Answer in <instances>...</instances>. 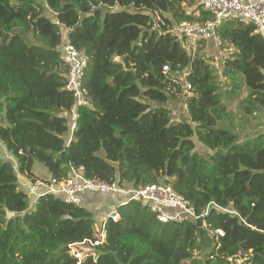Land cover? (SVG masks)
<instances>
[{
    "label": "trees",
    "instance_id": "16d2710c",
    "mask_svg": "<svg viewBox=\"0 0 264 264\" xmlns=\"http://www.w3.org/2000/svg\"><path fill=\"white\" fill-rule=\"evenodd\" d=\"M45 1L53 17L37 0H0V139L17 164L0 158V264H76L69 245L101 233L81 264H264V132L243 136L231 119L264 111L255 24L231 17L217 27L225 56L216 67L173 32L215 18L198 0ZM66 42L88 58L87 104L72 133ZM184 74L192 88L177 119L167 105L182 95ZM37 163L57 180L79 167L135 188L166 180L196 218L164 223L131 200L97 228L84 204L29 198L18 175L42 179Z\"/></svg>",
    "mask_w": 264,
    "mask_h": 264
},
{
    "label": "built area",
    "instance_id": "2783aa9c",
    "mask_svg": "<svg viewBox=\"0 0 264 264\" xmlns=\"http://www.w3.org/2000/svg\"><path fill=\"white\" fill-rule=\"evenodd\" d=\"M198 2L205 10L211 12L215 18L205 22L184 21L176 27L180 37L191 42L192 46L204 40L212 41L218 48L221 47L222 41L216 29L224 20L231 17L239 18L245 22H252L256 26V31L264 38V0H198ZM62 54L68 67L66 88L72 91L76 98V104L71 113L68 114L70 132L72 133L76 128L77 107L87 104L83 89V77L88 58L69 42L62 46ZM168 71L169 67L164 66V72L167 73ZM185 88L187 92H190L192 86L186 82ZM27 192L30 199H34L33 196L53 193L64 201L73 202L77 205H82L83 195L87 192L130 193L129 201L138 200L149 206L161 222H180L187 218H196L193 207L166 180L127 191L117 182L109 184L87 178L83 167L71 168V174L66 179H37ZM111 216L114 220H117L119 214L115 211ZM217 233L219 235L224 234L222 230H217ZM100 235L96 241L87 240L69 245V255L76 257V264H81L89 254L95 257L94 251H92L93 247L102 243L105 239V233ZM86 244H89L92 248L88 254L83 247Z\"/></svg>",
    "mask_w": 264,
    "mask_h": 264
},
{
    "label": "rangeland",
    "instance_id": "374dc122",
    "mask_svg": "<svg viewBox=\"0 0 264 264\" xmlns=\"http://www.w3.org/2000/svg\"><path fill=\"white\" fill-rule=\"evenodd\" d=\"M37 1L43 5L47 15H49L51 17L54 16L52 14V12L50 11V9L48 8L45 0H37ZM173 32L178 33L177 35L179 36L180 39L183 38V37H180L177 28H175V30H173ZM188 42L189 41L185 42L186 46L189 44ZM198 48L203 50V52H208L209 55L213 56L214 60H212V58L210 59V63L213 66H216V67L219 66L220 67L222 65V62H223L222 58L225 56V52L223 50L214 47L210 42H203V43L200 42V43L194 44L191 48H187V50H189L190 52H193ZM181 79L183 80V83H184V90L182 92V95H180V93H178V95H180L179 99L170 101L168 103L169 105H173V107L171 106V108H173V110L170 108L173 111V113L175 111H177V113L175 115H173L174 118H176V117L181 118L183 116L182 110L185 108L184 99H185L186 95H188V92L185 89V84L187 82V80L185 79V74L183 75V78H181ZM236 104H237L236 99L232 100V102L227 103V105L229 107L237 106ZM238 110H239L238 108L237 109L236 108L231 109V111H233V112H237ZM231 117H232L231 119L233 120L235 130L240 131V133L243 136L245 134L248 137V136H252V135L259 133V132H264V111L260 114V117L257 119L256 118L255 119L249 118V120L244 121V119H242V117H239V115H236V116L232 115ZM241 128H244V132L241 131ZM0 158H2L3 160H8V161L10 160L16 164L15 157L13 156L12 152L7 149V147L1 141V139H0ZM37 167H39V170L42 173H44L45 171L48 172L46 167L42 164L39 165V163H37ZM120 186L127 191L132 190V189H136L135 187H132L131 184H122ZM106 194H110V193H106ZM121 194H124L125 198L127 199L126 201H129L130 193H121ZM134 205L138 206V205H140V203L135 202ZM98 223H97V228H100V227H98L99 226ZM172 226L173 225H170V227H172ZM160 227H161V229H163L165 227V225H161ZM83 247H84V250L87 254L92 250V248L90 247L89 244L83 245Z\"/></svg>",
    "mask_w": 264,
    "mask_h": 264
},
{
    "label": "crops",
    "instance_id": "0c3cea01",
    "mask_svg": "<svg viewBox=\"0 0 264 264\" xmlns=\"http://www.w3.org/2000/svg\"><path fill=\"white\" fill-rule=\"evenodd\" d=\"M65 35L67 30H64ZM173 105H167V107L170 109ZM173 110V108H171ZM177 111L173 113L175 115ZM183 115H186V105L185 108L182 110ZM177 119H180V117H176ZM15 167L17 164H15ZM35 174L43 178L44 180H50L51 175L49 172L42 173L39 170V167H37V164H35L34 167ZM19 176V186L24 189L25 191L29 190L33 184V182L28 179L24 175H18ZM127 199L125 198L124 194L117 193V194H106V193H87L83 196V203L85 206H87L90 210H92L95 214V217L98 220V224L100 225L102 221L110 216L115 211L117 212V206L120 204L127 203ZM99 227V226H98Z\"/></svg>",
    "mask_w": 264,
    "mask_h": 264
},
{
    "label": "clouds",
    "instance_id": "9594fccd",
    "mask_svg": "<svg viewBox=\"0 0 264 264\" xmlns=\"http://www.w3.org/2000/svg\"><path fill=\"white\" fill-rule=\"evenodd\" d=\"M128 202V201H127Z\"/></svg>",
    "mask_w": 264,
    "mask_h": 264
}]
</instances>
